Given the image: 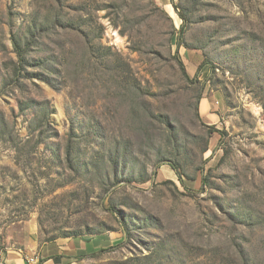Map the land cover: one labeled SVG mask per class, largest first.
<instances>
[{"label": "rangeland", "instance_id": "374dc122", "mask_svg": "<svg viewBox=\"0 0 264 264\" xmlns=\"http://www.w3.org/2000/svg\"><path fill=\"white\" fill-rule=\"evenodd\" d=\"M29 223L114 239L86 264H264V0H0V251Z\"/></svg>", "mask_w": 264, "mask_h": 264}, {"label": "crops", "instance_id": "0c3cea01", "mask_svg": "<svg viewBox=\"0 0 264 264\" xmlns=\"http://www.w3.org/2000/svg\"><path fill=\"white\" fill-rule=\"evenodd\" d=\"M202 103L201 109L204 107ZM23 229L18 244L5 250V264H31L29 258L35 259L37 264H86L88 258L82 257L97 253L111 246L114 241L109 236L97 235L57 238L43 242L34 223L27 224Z\"/></svg>", "mask_w": 264, "mask_h": 264}, {"label": "trees", "instance_id": "16d2710c", "mask_svg": "<svg viewBox=\"0 0 264 264\" xmlns=\"http://www.w3.org/2000/svg\"><path fill=\"white\" fill-rule=\"evenodd\" d=\"M171 3H172V0H171ZM173 7H174L179 19L181 20L180 29H179L180 35H179L178 41L176 42L177 49H178L180 47L181 43H182L181 36L184 33V30L186 28V24H185L186 19H185V17L182 14L179 13V11L177 10V7L175 5H173ZM33 45H34L33 39H30L24 45H21L20 42L17 39H13V49H14V53H15V57H16V62L14 63V73H13V75H20L22 72H25L27 70V68L29 67V60H28L27 54H28V51L30 50V48ZM174 59H175L177 65H178V67L180 69V72H181L183 78L186 79V80H189L188 79L189 77H188V75L186 73V70H185V67H184V64L182 63V61H180L176 55L174 56ZM204 65H205V63H202L201 65H199V68H201ZM210 68H211V70H214L213 65L210 66ZM200 99H201V96H198V103H199ZM196 117L198 119H200L199 112H198V107H196ZM211 130L213 131L214 129L209 127L208 128V133L209 134L212 133ZM67 154L68 155L70 154L69 150L67 151ZM169 165L172 167L173 171L177 174L178 180L182 183V176H181V174L179 173V171L177 169V165L174 164V163H169ZM111 166H112L113 173L116 175L117 171L119 169L118 163H117V165L112 164ZM202 179H203V183H204V176H203ZM134 180L135 179H133L132 176H129V177L125 178V181L127 183H132ZM141 181H145V179L142 178ZM107 211L112 212V214L117 218L118 223L122 226V228L124 230V233L128 234V229H127L128 226H127L126 220L122 216H120V214L117 212V210L115 208L111 207V209H107ZM47 241H52V240H47ZM110 249L111 248L101 249L97 253H94L92 255H89V256H86V257H82V258L95 257V256H97V254L103 253V252H107Z\"/></svg>", "mask_w": 264, "mask_h": 264}, {"label": "built area", "instance_id": "2783aa9c", "mask_svg": "<svg viewBox=\"0 0 264 264\" xmlns=\"http://www.w3.org/2000/svg\"><path fill=\"white\" fill-rule=\"evenodd\" d=\"M29 263L37 264V261L33 258H29ZM0 264H5V252L0 251Z\"/></svg>", "mask_w": 264, "mask_h": 264}]
</instances>
